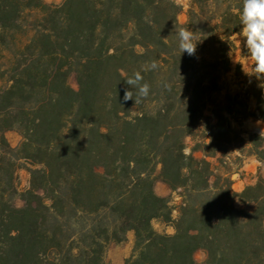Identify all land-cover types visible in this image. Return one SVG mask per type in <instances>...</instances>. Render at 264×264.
Here are the masks:
<instances>
[{
  "label": "trees",
  "instance_id": "1",
  "mask_svg": "<svg viewBox=\"0 0 264 264\" xmlns=\"http://www.w3.org/2000/svg\"><path fill=\"white\" fill-rule=\"evenodd\" d=\"M188 1L181 26L174 0H0V264H108L130 234L124 264H196L199 251L206 264H264V180L240 194L226 179L211 184L208 160L230 147L241 104L212 113L196 141L203 159L184 145L231 71L244 0ZM181 28L195 57L179 51ZM137 71L150 94L135 104L123 97ZM256 112L264 124V95ZM252 155L264 165V150ZM158 168L183 193L176 219L154 192Z\"/></svg>",
  "mask_w": 264,
  "mask_h": 264
},
{
  "label": "rangeland",
  "instance_id": "2",
  "mask_svg": "<svg viewBox=\"0 0 264 264\" xmlns=\"http://www.w3.org/2000/svg\"><path fill=\"white\" fill-rule=\"evenodd\" d=\"M64 0H43L46 5L58 6ZM182 7V12L178 18L179 24L185 26L188 18L189 1L174 0ZM243 32L239 36H235L232 41L235 45L228 54L231 63V71L229 74L222 76L219 89L212 96L210 103L207 105L203 119L195 130L194 137L184 139L185 154L193 156L196 159H203L202 154L196 150V141L201 138L206 131L205 126L208 120L214 122L212 113L219 112L226 108L228 104L237 102L241 104L237 108L238 112H243L240 121L235 128V135L230 147L225 153L216 155L215 158L208 160L211 165L214 178L211 184L217 179H226L232 184V191L240 194L247 187L254 186L259 179L264 180V165H261L252 155L255 150H264V124L257 118L256 112L258 99L264 95V80L257 79L254 75V60L247 51L244 43ZM69 86L78 91L76 77L72 76L69 80ZM7 87V80L0 79V91ZM255 116L254 118H250ZM6 139L12 148H17L21 142L20 137L16 133L6 134ZM200 142V140H199ZM160 169H156L154 179V192L163 199L170 201V208L174 219L178 217L179 209L182 204L180 196L182 191L172 193L169 187L159 179ZM19 176V190L22 192L28 188L29 176L26 172L21 171ZM16 206L19 208L22 204L17 200ZM154 230L159 233L173 235L174 231L171 227L161 222L153 223ZM134 244L133 235H128L126 241L121 245H112L109 247L106 255L108 264H124L130 257ZM196 264H206L207 256L205 252L199 251L195 255Z\"/></svg>",
  "mask_w": 264,
  "mask_h": 264
},
{
  "label": "clouds",
  "instance_id": "3",
  "mask_svg": "<svg viewBox=\"0 0 264 264\" xmlns=\"http://www.w3.org/2000/svg\"><path fill=\"white\" fill-rule=\"evenodd\" d=\"M241 23L245 47L255 62L254 72L250 75L264 80V0H244ZM177 36L181 55L187 54L189 57H195L197 43H194L193 32L189 29L181 28ZM156 67V63L152 62L150 68H145L144 70H154ZM142 81L143 75L141 71L135 72L126 80V84L129 87L124 92V101L134 100L136 104L149 96L150 85ZM164 87L168 88V85L165 84ZM133 88L136 89V99H133L134 94L131 90Z\"/></svg>",
  "mask_w": 264,
  "mask_h": 264
}]
</instances>
